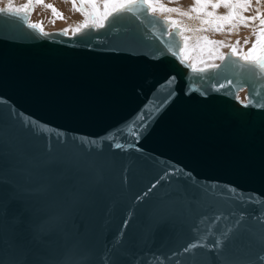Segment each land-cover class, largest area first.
<instances>
[{
    "label": "water",
    "instance_id": "obj_1",
    "mask_svg": "<svg viewBox=\"0 0 264 264\" xmlns=\"http://www.w3.org/2000/svg\"><path fill=\"white\" fill-rule=\"evenodd\" d=\"M132 12L72 38L0 16V264H264L263 78L187 75Z\"/></svg>",
    "mask_w": 264,
    "mask_h": 264
},
{
    "label": "rangeland",
    "instance_id": "obj_2",
    "mask_svg": "<svg viewBox=\"0 0 264 264\" xmlns=\"http://www.w3.org/2000/svg\"><path fill=\"white\" fill-rule=\"evenodd\" d=\"M134 2L135 0H0V16L23 20L24 29L33 36L35 34L31 32L30 27L34 22L38 24L39 21L46 25L44 32L36 34L35 37L72 38L103 30L113 20L133 18ZM148 2V12L145 15L154 16L160 22V25L151 31L157 32L160 27L165 30L164 36L174 43L173 47L166 49L165 52L177 57L178 64L187 75L207 77L219 67L227 65L239 75L251 76L256 81L260 78L264 80V68L239 59L241 56H247L254 44L256 50L252 59L264 55V27L261 25V20H264V0H199V3L196 0L174 2L170 0L168 3L148 0ZM105 3L108 4L107 9L104 7ZM126 3L132 4V7L123 12H115L112 7ZM225 3L228 7H224ZM74 4L82 11H74ZM49 5L52 7H48ZM9 6L13 10H8ZM53 8L63 18L54 14ZM193 8L196 10L193 11ZM106 13L112 14L105 18ZM241 17L247 21V26ZM86 22L88 26L84 27ZM93 22L103 24V27H93ZM221 27L222 31L216 30ZM233 48L236 49L235 53ZM193 65L206 71H193ZM235 102L238 106L248 103L245 88L236 94Z\"/></svg>",
    "mask_w": 264,
    "mask_h": 264
},
{
    "label": "snow or ice",
    "instance_id": "obj_3",
    "mask_svg": "<svg viewBox=\"0 0 264 264\" xmlns=\"http://www.w3.org/2000/svg\"><path fill=\"white\" fill-rule=\"evenodd\" d=\"M144 2L146 3L147 0H144ZM196 2L199 3V0H196ZM25 7H27V6H25ZM48 7L51 8L52 6L49 5ZM104 7H105V9H107V8H108V4L105 3ZM112 7L114 8V11H115V12H123V11L126 10L127 8L132 7V4H128V3H126V4H122V5H113ZM149 7H151V6L149 5ZM213 7H219V5H213ZM224 7H228V4L225 3V4H224ZM8 10H13V9L11 8V6H9V9H8ZM52 10H53V13H54V14H56L57 16H60V14L57 13L56 10H55L54 8H53ZM73 10H74V11H76V10H81V11H82V9H77V8L75 7V4L73 5ZM167 10H168V11H175V9H167ZM195 10H196V9L193 8V11H195ZM245 10H247V7H245ZM111 14H112V13H106L105 18L107 17V15H111ZM60 18H63V17L60 16ZM222 19H223V17H222ZM253 19H255V18H253ZM241 20L244 22V25L247 26V21L244 20L243 17H241ZM172 23H174V22H172ZM261 25H262V27H264V20H261ZM87 26H88V25H87V22H86L85 25H84V27H87ZM92 26H93V27H103V24H97V23L93 22V25H92ZM33 27H36V25H33ZM216 30H217V31H222V27H221V28H218V29H216ZM258 41H259V37H258ZM245 43H247V40H245ZM237 44H239V41H237ZM255 50H256V45L254 44V45H253V48L249 50L247 56H241V57H239V59L244 60L246 63H249V62H251V63H255V64H257L260 68H264V55H262L261 57L256 58L255 60L252 59V57H253V53L255 52ZM235 51H236V49L233 48V52H234V53H235ZM221 59H223V57H221ZM213 67H218V66H217V65H213ZM192 70H193V71H206V69H204V68L197 69L194 65H193V67H192ZM141 115L144 117V119L141 120V121L139 122V124L137 125V128H136V131L139 133L140 136L143 135V132L140 131V127H141V126H144V131H147V127L150 126V125H146V124H145V122H146V120H147V113H144V114H141ZM155 187H156V183H153V184L150 186L149 191H151V190H152L153 188H155ZM189 247H192V245L186 247V248H185V251H188V248H189ZM213 248L215 249V244L213 245Z\"/></svg>",
    "mask_w": 264,
    "mask_h": 264
},
{
    "label": "bare ground",
    "instance_id": "obj_4",
    "mask_svg": "<svg viewBox=\"0 0 264 264\" xmlns=\"http://www.w3.org/2000/svg\"><path fill=\"white\" fill-rule=\"evenodd\" d=\"M133 1V0H132ZM150 1V0H149ZM153 0H151V2H152ZM161 1H164V2H169L170 0H160V2ZM173 2H174V0H172ZM180 1V0H179ZM135 2H136V0H135ZM140 3H141V5L142 6H144V8H145V14L148 12L147 11V7H148V0H147V2L145 3L144 2V0H140ZM162 3V2H161ZM177 2L175 1V4H176ZM155 4V3H154ZM174 3H173V5H175ZM149 10V9H148ZM39 15V14H38ZM147 16V15H146ZM33 23V22H32ZM36 23V24H35ZM34 25H36V27H33V25H31V27H30V29H31V32L32 33H34L35 34V36H36V34H40V33H42V32H44V29L46 28V25H44L43 23H41V22H39L38 21V24H37V22H34ZM51 26V25H50ZM202 28V27H201ZM28 29V28H27ZM28 31V30H27ZM78 32V31H77ZM31 34V33H30ZM72 34V33H71ZM73 34H76V33H74L73 32ZM39 36H41V35H39ZM213 51V50H212ZM211 52V51H210ZM240 91V90H239ZM238 91V92H239ZM237 92V93H238ZM236 93V94H237ZM236 94H235V96H236Z\"/></svg>",
    "mask_w": 264,
    "mask_h": 264
}]
</instances>
